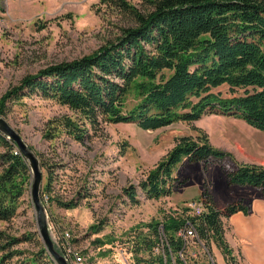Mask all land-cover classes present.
<instances>
[{
	"label": "trees",
	"instance_id": "1",
	"mask_svg": "<svg viewBox=\"0 0 264 264\" xmlns=\"http://www.w3.org/2000/svg\"><path fill=\"white\" fill-rule=\"evenodd\" d=\"M99 2L129 21L115 39L89 54L24 75L0 96V116L6 117L12 104L35 94L77 113L54 119L45 138L63 130L83 143L89 130L96 131L103 120L155 130L177 121L192 123L208 114L238 117L264 132V0H140L144 9L128 0ZM222 84L228 85L230 96L212 90ZM194 129L195 139L180 136L165 160L140 182L146 198L171 193L173 171L184 159L205 167L217 163L228 185H250L264 196V166L236 161L230 153L214 148L200 128ZM0 145L4 148L0 153V264H56L37 230L12 231L21 198L30 189L31 170L16 144L2 133ZM45 168L40 198L47 212L51 213L52 204L78 206L85 193L76 190L66 200L56 196L52 191L56 177L50 167ZM123 192L131 203L138 202L133 185ZM198 200L203 205L200 214L182 207L180 212L144 223L147 231L137 234L132 264H204L207 253L212 255V242L228 264H239L226 240L224 219L237 211L247 213L248 205L237 200L217 208L206 187ZM187 226L197 235L191 246L178 235ZM26 243L36 247H22ZM154 248H159L156 255H139L140 250L151 254Z\"/></svg>",
	"mask_w": 264,
	"mask_h": 264
},
{
	"label": "rangeland",
	"instance_id": "2",
	"mask_svg": "<svg viewBox=\"0 0 264 264\" xmlns=\"http://www.w3.org/2000/svg\"><path fill=\"white\" fill-rule=\"evenodd\" d=\"M128 1L144 9L140 0ZM128 22L116 9L99 0H0V96L28 73L89 54L114 40L120 27ZM212 90L222 96L231 94L226 84ZM65 115L76 117L77 113L32 94L12 104L4 117L32 146L39 161L44 162L42 185L48 166L56 177L52 182L56 196L66 200L76 190L85 193L78 206L63 208L52 204L51 213L46 210L54 248L65 259L66 247L70 245L87 264H132L136 255L134 245L140 239L137 234L147 231L144 223L180 212L182 207L198 200L204 187L211 194V186L217 191L226 185L221 165L211 162L205 167L202 162L184 159L173 171L176 179L170 194L154 199L143 193L140 182L165 160L180 136L195 139L194 127L206 133L214 148L230 153L235 159L223 145L230 127L228 115H203L196 122L177 121L155 130H144L130 122L103 120L96 131L89 130L83 143L76 142L63 130L45 138L44 133L53 129V120ZM3 150L0 145V153ZM229 164L232 165L224 163ZM129 185L136 189L137 203H131L123 192ZM29 190L21 198L12 231L37 230ZM217 202L222 205L221 200ZM65 232L69 233V239L65 238ZM39 241L43 244L40 235ZM22 247L33 250L36 246L26 243ZM210 248L216 264H226L213 242ZM158 251L159 248H154L150 254L140 250L139 255L150 257Z\"/></svg>",
	"mask_w": 264,
	"mask_h": 264
},
{
	"label": "crops",
	"instance_id": "3",
	"mask_svg": "<svg viewBox=\"0 0 264 264\" xmlns=\"http://www.w3.org/2000/svg\"><path fill=\"white\" fill-rule=\"evenodd\" d=\"M227 119L230 127L224 149L232 151L238 162L264 165V132L241 118L227 116ZM209 138L212 143V137ZM211 187L217 208L237 200L249 207L247 213L237 211L224 219L225 237L239 264H264V196L258 188L250 185H228L226 182L217 191L214 185ZM219 200L222 205L218 204Z\"/></svg>",
	"mask_w": 264,
	"mask_h": 264
},
{
	"label": "water",
	"instance_id": "4",
	"mask_svg": "<svg viewBox=\"0 0 264 264\" xmlns=\"http://www.w3.org/2000/svg\"><path fill=\"white\" fill-rule=\"evenodd\" d=\"M0 133L16 144L18 150L26 159L31 170V184L29 190L30 199L36 213L37 230L45 248L56 264H68L66 259L55 250L49 233L46 209L40 198L42 188V170L38 157L34 151L28 147V144L23 140L21 135L13 127H11L7 120L2 116H0Z\"/></svg>",
	"mask_w": 264,
	"mask_h": 264
},
{
	"label": "built area",
	"instance_id": "5",
	"mask_svg": "<svg viewBox=\"0 0 264 264\" xmlns=\"http://www.w3.org/2000/svg\"><path fill=\"white\" fill-rule=\"evenodd\" d=\"M188 208L194 213V214H200L203 211V205L202 202L199 200H196L195 202L189 203ZM178 235L182 236L184 239V244L187 246H191L195 241L194 239L197 238V235L194 231V228L192 226L183 227L178 231ZM65 238L69 239L70 235L69 233L65 232ZM65 256L68 260L69 264H87L86 259L79 253L74 252L70 245H67L65 250ZM182 256V254L180 253ZM204 264H216L214 261V258L210 253H207L206 261Z\"/></svg>",
	"mask_w": 264,
	"mask_h": 264
}]
</instances>
